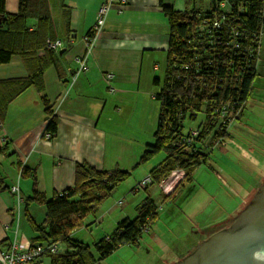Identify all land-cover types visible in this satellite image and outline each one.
Segmentation results:
<instances>
[{
	"label": "crops",
	"instance_id": "0c3cea01",
	"mask_svg": "<svg viewBox=\"0 0 264 264\" xmlns=\"http://www.w3.org/2000/svg\"><path fill=\"white\" fill-rule=\"evenodd\" d=\"M47 3V47L55 50V63L42 73V90L34 85L28 86L0 116V252L8 247L15 234L25 244L38 243L36 238L39 234L30 227L26 211L36 223H41L45 217V206L32 203L27 210L23 206L19 210L16 197L10 191V186L18 181L24 199L33 194L32 173L21 176L24 167L35 170L36 188L51 199L55 193L73 186L77 163L85 162L106 171L119 168L136 174V179L140 180L165 157V154L160 155L152 164L150 161L140 162L146 147L154 143L158 125L160 101L155 97L158 87L154 79L162 81L167 66L170 22L163 6L184 10L185 1L128 0L121 11L117 7L111 9L88 57V69L81 73H76L78 63L75 57L86 50L85 37L96 22L103 0H47ZM5 11L17 13L19 0H5ZM25 27L34 31L37 18H27ZM58 40L60 46L49 45ZM32 41L30 39L26 46L30 47ZM43 54L44 48H39L37 55ZM35 67V63L26 62L19 53H15L9 62L0 63V81L29 77ZM263 72L264 67H260L253 86ZM108 73L113 74L111 80L107 79ZM43 97L52 106L57 121V131L50 140L44 137L48 112ZM194 126L198 125L190 123L191 128ZM241 131L240 118L239 126H235L220 150L221 159L228 163L230 158L225 153L237 157L238 164L241 157L248 160L249 164L244 163L250 179L246 195L258 189L262 183L264 150L255 153V147L244 146ZM242 132L247 131L243 129ZM227 146H233L232 150ZM213 163L209 153L206 166L213 169ZM240 174L241 169L236 178L241 179ZM183 175L182 171L176 170L157 185L167 195ZM188 184L186 196L190 195L189 202H193L192 188L195 184L193 180ZM166 187L168 190L164 192ZM237 188H241L238 183ZM148 192L151 193L149 189ZM198 194L203 202H198L191 215L184 214L188 221L193 219L196 211H203L204 200L211 196L206 191ZM147 195L146 190L144 198ZM150 197L158 205L152 194ZM172 200L163 197L161 202L172 204ZM106 202L97 212L84 217L82 224L73 230V238L79 240L75 235L86 230L88 224L104 220L111 213L109 221L117 222V225L124 219H133L141 203L136 204L135 215L132 216L133 207L124 205L123 200H118L114 206H107ZM169 211L173 213L172 208ZM168 216L167 222L174 221V215ZM158 217L159 212L154 222ZM185 227L188 235L194 236L189 240L186 253L214 229L196 228L189 222ZM32 264H50V258L43 256Z\"/></svg>",
	"mask_w": 264,
	"mask_h": 264
},
{
	"label": "trees",
	"instance_id": "16d2710c",
	"mask_svg": "<svg viewBox=\"0 0 264 264\" xmlns=\"http://www.w3.org/2000/svg\"><path fill=\"white\" fill-rule=\"evenodd\" d=\"M184 1V10L163 6L170 22V35L165 76L162 81L154 79L160 113L154 143L146 147L140 158L144 163L160 152L165 154L162 162L149 171L156 184L176 170L183 172L172 193L193 180L199 165L208 163L209 153L205 152L207 146L203 142L213 132L222 111L229 106L235 110L249 99L259 72L256 63L260 31L264 27V0ZM32 17L37 18V27L29 31L25 21ZM48 32L47 0H19L17 13H7L5 0H0V63L9 62L13 54L19 53L26 62L36 65L29 77L0 81V116L28 86L43 89L42 73L55 63V50L47 47ZM30 39L33 41L28 47ZM39 48H44L42 56L37 55ZM43 101L48 112L44 133L50 132L53 138L56 117L48 100L43 97ZM200 113L204 119L197 126L198 134L192 137L188 122L196 120ZM228 118L214 131L211 144L228 134ZM30 170L24 167L21 172V176L31 172L34 181L33 194L24 199L25 209L36 203L45 206L46 212L43 221L36 223L26 211L27 221L38 232V243L64 246L63 250L47 251L40 256H48L50 264H95L121 244H138L145 227L151 229L158 215L159 206L147 196L139 204L136 217L120 221L112 233L97 241V258L87 243L71 234L86 215L99 210L114 189L130 176V171H106L85 162L77 163L73 186L47 199L36 188L35 170Z\"/></svg>",
	"mask_w": 264,
	"mask_h": 264
},
{
	"label": "rangeland",
	"instance_id": "374dc122",
	"mask_svg": "<svg viewBox=\"0 0 264 264\" xmlns=\"http://www.w3.org/2000/svg\"><path fill=\"white\" fill-rule=\"evenodd\" d=\"M260 67L262 69L264 67V33L261 41V55L258 62V69H260ZM259 77L255 80V87L253 86V91L251 93L252 98H250V95L249 99L243 105L241 112L230 115L232 122L227 129L226 133L228 134H223L222 138L215 139L212 143V147H205V152L210 153L215 168L212 169L206 166V164H201L194 170L193 181L195 186L192 188L194 191L192 195L194 196L195 202H189L190 195L186 196L187 188L189 187L188 183L190 182H185L184 186L176 192L172 193V191H170L167 193L169 196L166 197L167 195L161 192L163 188L160 189L156 183L151 181L147 186L140 187L139 183L141 179H136V174H130L126 180L121 182L114 189L113 194L106 199L107 206H114L118 200H123L124 205H128V207L131 205L133 207L132 216H134L135 206L139 202L143 203L145 201L146 197L144 198V196L147 190V196L149 197L152 194L158 203L159 217L157 221L152 224L149 231L143 232L138 244H121L111 254L103 259L97 260L95 264H174L179 256L182 258V256L187 254L186 252L190 246L189 240L194 237L188 235V231L185 227L188 222L196 228L213 227L214 229L210 234L232 222L231 219L248 203L257 189L245 195L248 188L247 185L249 184L248 181L250 182L248 170L245 166L248 160L241 157V163L238 164L237 157H232V155L229 156L225 153V156L230 158V163H228L224 159H221L222 151L220 148L231 135L235 126H239V120L241 118V130L243 131L244 129L247 131L246 133L241 131V143L250 148L255 147V153H257V151L263 152L264 72L263 75ZM203 119L204 115L200 113L196 120L188 122V124L189 126L190 123L198 125ZM186 127H188L187 123ZM232 147L227 146V148H231L230 150H232ZM160 155H164V153L160 152L156 154L148 160L150 161L149 163L152 164L155 162L160 158ZM239 169H241V179L236 178L239 177L236 176ZM263 181L264 177L262 183ZM237 183L241 186L239 190L237 188ZM148 189L151 193L148 192ZM165 190H168L167 187L164 189V192ZM201 191H206L211 196H208L207 200H204L205 206L203 211H196L193 214V219L188 221L185 215H191V210L194 211L196 209L198 202H203L198 194L199 192L201 194ZM163 197H165L164 199H173V203H162L161 199ZM23 207L25 208V204ZM170 208H172L173 213L169 211ZM236 208L238 209L235 214L230 216L232 211L236 210ZM115 209L118 211V208ZM109 215L111 216L112 213L108 214L104 220L91 222L88 224L87 229L81 232L80 235H75L77 238H80L79 240L90 246L91 251L97 258L99 256L95 244L105 233H112L117 225V222L111 223L109 221ZM168 215H174V221L167 222L166 216ZM89 217L90 219L92 218V216ZM63 249L64 247L61 246L60 250Z\"/></svg>",
	"mask_w": 264,
	"mask_h": 264
},
{
	"label": "water",
	"instance_id": "95a60500",
	"mask_svg": "<svg viewBox=\"0 0 264 264\" xmlns=\"http://www.w3.org/2000/svg\"><path fill=\"white\" fill-rule=\"evenodd\" d=\"M231 220L174 264H264V181Z\"/></svg>",
	"mask_w": 264,
	"mask_h": 264
},
{
	"label": "built area",
	"instance_id": "2783aa9c",
	"mask_svg": "<svg viewBox=\"0 0 264 264\" xmlns=\"http://www.w3.org/2000/svg\"><path fill=\"white\" fill-rule=\"evenodd\" d=\"M128 0H103L102 5L99 8L96 22L94 23L91 31L89 34L86 35L85 41H86V50L84 53L76 55L75 60L78 63V68L76 70V73H81L83 71H86L88 69L87 60L88 57L92 51V48L94 46L95 40L99 36V34L104 29L108 14L111 9L114 7H117L118 10H122L125 8ZM264 33V27L260 31V37H259V46H258V54L259 57L257 59L256 67H258L259 58L261 55V41L262 36ZM50 46L58 47L61 45V42L58 40L55 43H50ZM113 78L112 73L107 74V79L111 80ZM244 105V104H243ZM243 105H240L237 109L233 110L232 107L226 108L222 113L220 114V119L214 128L213 132L204 140L205 146L212 147L213 145L210 143L212 139V135L214 134V131L220 128V122H224L225 117H229L227 125L225 130L227 131L228 127L230 126V123L232 122L231 114L233 113H239L241 112V109ZM199 132L198 127H194L190 129L191 136H196ZM44 137L47 140L52 139V134L50 132H45ZM192 137H189L188 140L190 141ZM152 181V178L150 174L146 175L143 179L140 180L139 186L145 187L148 184H150ZM10 191L15 195L16 201H17V208L20 210V208L24 205V198L21 195V189L19 182L17 181L13 185L10 186ZM149 227H145L144 231H149ZM61 244L60 243H35V244H25L21 241H19L16 237V234L13 236V238L10 240L8 247L1 250L0 252V264H32L35 262L43 253L49 251L50 253H55L60 251Z\"/></svg>",
	"mask_w": 264,
	"mask_h": 264
},
{
	"label": "clouds",
	"instance_id": "9594fccd",
	"mask_svg": "<svg viewBox=\"0 0 264 264\" xmlns=\"http://www.w3.org/2000/svg\"><path fill=\"white\" fill-rule=\"evenodd\" d=\"M258 255H259V254H256V255L254 256V258H256Z\"/></svg>",
	"mask_w": 264,
	"mask_h": 264
}]
</instances>
